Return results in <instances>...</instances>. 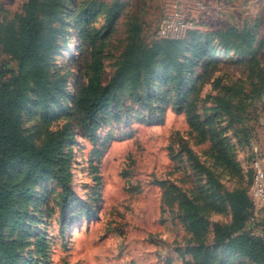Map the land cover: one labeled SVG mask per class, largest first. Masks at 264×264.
Instances as JSON below:
<instances>
[{
    "label": "rangeland",
    "instance_id": "rangeland-1",
    "mask_svg": "<svg viewBox=\"0 0 264 264\" xmlns=\"http://www.w3.org/2000/svg\"><path fill=\"white\" fill-rule=\"evenodd\" d=\"M173 2L0 0V72L51 145L3 230L19 264H259L229 237L264 244V0Z\"/></svg>",
    "mask_w": 264,
    "mask_h": 264
},
{
    "label": "trees",
    "instance_id": "trees-1",
    "mask_svg": "<svg viewBox=\"0 0 264 264\" xmlns=\"http://www.w3.org/2000/svg\"><path fill=\"white\" fill-rule=\"evenodd\" d=\"M36 39V37H35ZM102 47L97 49L94 75L90 79V88L94 92L100 81ZM40 68H38V72ZM0 72V264H19L17 248L10 244L4 234V227L11 225L20 228L26 216V208L31 196V187L27 184L34 174L42 173L50 162L51 145L38 148L24 135L20 126V108L22 105V91L14 88L21 80L11 82V78L3 80ZM12 88L16 91H12ZM13 95H10V93ZM97 96V93H95ZM108 97H96L92 107L94 113L108 103ZM21 164L25 165V178L21 177ZM67 165L65 164V167ZM65 181L69 178L68 169L65 170ZM17 194H22L21 214L15 211L19 202ZM229 242L233 250L240 252L259 264H264V244L261 239L252 235L240 234L230 236ZM15 245V244H14ZM219 264H229L221 261Z\"/></svg>",
    "mask_w": 264,
    "mask_h": 264
},
{
    "label": "built area",
    "instance_id": "built-area-1",
    "mask_svg": "<svg viewBox=\"0 0 264 264\" xmlns=\"http://www.w3.org/2000/svg\"><path fill=\"white\" fill-rule=\"evenodd\" d=\"M180 0H174V2L172 3L171 7L168 8L167 11V16L169 18H175L178 17L180 14H176V10H174L173 8H175L177 6V4L179 3ZM181 30L177 29L176 33H180ZM256 169H257V174H256V186H257V192L259 194H264V188H263V181H264V167H261L260 164L257 162L256 163ZM264 197V195H263Z\"/></svg>",
    "mask_w": 264,
    "mask_h": 264
}]
</instances>
